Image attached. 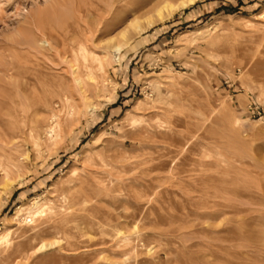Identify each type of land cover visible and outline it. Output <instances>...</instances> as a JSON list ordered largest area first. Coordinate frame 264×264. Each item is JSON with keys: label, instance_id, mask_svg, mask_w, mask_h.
<instances>
[{"label": "rangeland", "instance_id": "rangeland-1", "mask_svg": "<svg viewBox=\"0 0 264 264\" xmlns=\"http://www.w3.org/2000/svg\"><path fill=\"white\" fill-rule=\"evenodd\" d=\"M52 2L0 0V261L36 234L19 264H264V246L226 250L228 147L264 162V0H200L81 65V86L75 9L96 25L100 2Z\"/></svg>", "mask_w": 264, "mask_h": 264}, {"label": "bare ground", "instance_id": "bare-ground-1", "mask_svg": "<svg viewBox=\"0 0 264 264\" xmlns=\"http://www.w3.org/2000/svg\"><path fill=\"white\" fill-rule=\"evenodd\" d=\"M97 1L101 4H95L101 7H99L101 10L98 9L97 11L104 14L103 16L98 17V21L96 20L98 22V24L96 23L97 26L94 22H92V24L85 22L87 19L83 17L84 15H81V10L77 8L78 4L75 9V14L78 13L79 15L77 18V24L79 27L78 30L86 35L87 42L86 44H82L77 50L73 51L74 62L71 65V69L73 76L75 77V82L79 86L82 85V79L79 78V69L82 68L81 65L87 69L90 67L91 62H98L101 67H104L105 64L107 66L111 65L112 62L119 60L118 56L124 49L131 45L134 38L145 34L147 31L153 29L161 23H165L182 10H187L188 8L196 5V3L200 0ZM64 2L65 0H53L52 7L54 11H56L55 9L61 7ZM120 7H123V9L121 10ZM57 18H60V16ZM35 20L38 21V19ZM38 22H36L37 24H35V27H37L38 32L42 36L44 35L46 37L45 41H43V39L40 40V42H44L43 45L46 44L48 45L47 47L51 48L54 47V45H59V42L64 45L63 41L65 39H63L62 35L61 38L63 40L60 38L61 32L59 33L56 29L57 27L53 29V31L51 28L50 32H54V34H48L50 36L45 34L49 33V30L46 27V19L45 17H42L41 13ZM118 28L121 29L118 34L101 41L103 43L105 57L102 59L97 56L91 59L90 52L92 53V47L91 49L89 48V43L92 44L98 33H109L110 35ZM52 34L55 39L51 38ZM63 49L65 55L68 54L69 49L64 47ZM53 50L57 51L55 47ZM85 68H83V70ZM229 148V152H226V250H229L233 246H243L244 244H247L250 247L259 248L264 246V236H258V233L264 230V162H261L257 157L255 158V156H253L255 159H250V157L247 158L244 156L245 154L242 155L238 152L236 149L237 147L233 148L231 146L228 147V149ZM1 167H3V165H1ZM89 176L92 175H88V178ZM39 225L40 222L36 221L33 229L38 228ZM53 228L57 230L60 235L64 234L59 226H55ZM26 232L27 231L23 233ZM22 238L25 242L22 241L23 243H19L17 245V250L8 254L9 259H12L13 263L19 264L18 261L21 257H23V259H31L40 250L45 249V245L40 246L36 234L34 235V238L26 235H23ZM241 238H244L245 240H239ZM34 240H37V245H35ZM10 242L11 241L8 237L7 239L3 237L0 239V247L2 244L10 246ZM14 243L16 244L15 241ZM10 249L11 247H9V250ZM68 252L65 248L60 249L61 254ZM5 261L6 259H2L0 264H4ZM226 262L229 261L226 260ZM198 263L213 264L203 261L202 259Z\"/></svg>", "mask_w": 264, "mask_h": 264}]
</instances>
